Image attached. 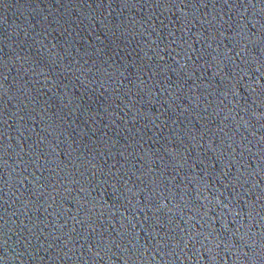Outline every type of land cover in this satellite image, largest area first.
Listing matches in <instances>:
<instances>
[{
	"label": "water",
	"instance_id": "obj_1",
	"mask_svg": "<svg viewBox=\"0 0 264 264\" xmlns=\"http://www.w3.org/2000/svg\"><path fill=\"white\" fill-rule=\"evenodd\" d=\"M260 147L264 0H0V179Z\"/></svg>",
	"mask_w": 264,
	"mask_h": 264
}]
</instances>
